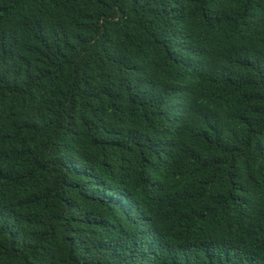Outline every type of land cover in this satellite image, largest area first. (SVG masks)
<instances>
[{
	"label": "trees",
	"instance_id": "1",
	"mask_svg": "<svg viewBox=\"0 0 264 264\" xmlns=\"http://www.w3.org/2000/svg\"><path fill=\"white\" fill-rule=\"evenodd\" d=\"M0 264H264V0H0Z\"/></svg>",
	"mask_w": 264,
	"mask_h": 264
}]
</instances>
